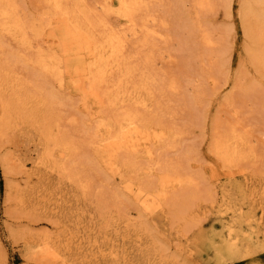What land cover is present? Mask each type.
Segmentation results:
<instances>
[{
    "label": "rangeland",
    "instance_id": "1",
    "mask_svg": "<svg viewBox=\"0 0 264 264\" xmlns=\"http://www.w3.org/2000/svg\"><path fill=\"white\" fill-rule=\"evenodd\" d=\"M14 1L24 18H42L41 0ZM212 3L201 12L195 0H145L142 14L154 18L148 28L155 34L148 43L146 32L127 43L125 64L136 68L129 90L144 78L153 92L147 100L152 108H139V114L152 131L178 134L162 149L152 147L157 162L151 164L158 163V176L187 173L193 182L170 192L165 207L141 196L159 187V177L141 181L135 173L113 172L89 148V134L110 110L100 114L86 84L77 90L74 65L63 80L45 78L16 57L15 43L0 38L5 69L32 96L46 100L48 127L74 149L68 158V149L47 147L44 128L25 118L0 129V264H264V229L258 226L264 214V65L257 57L254 21L244 12L253 2ZM111 17L122 30L123 23ZM57 28L44 39L48 44L40 38L35 46L70 59L77 43ZM202 35L213 44L204 45ZM4 99L0 95V120ZM233 127L251 138L253 156L230 170L214 144ZM47 151L53 157L43 166ZM137 160L143 168L150 165L145 157ZM111 250L115 258L107 256Z\"/></svg>",
    "mask_w": 264,
    "mask_h": 264
},
{
    "label": "bare ground",
    "instance_id": "2",
    "mask_svg": "<svg viewBox=\"0 0 264 264\" xmlns=\"http://www.w3.org/2000/svg\"><path fill=\"white\" fill-rule=\"evenodd\" d=\"M41 1L43 4L41 8L43 10L42 18L30 20L24 18L23 14V16L20 15L14 0H0V38H8L12 43H15L18 54L16 57L22 58L26 64H31L39 69L45 78L63 80L64 74L68 73L67 68H69L70 63L74 65V83H81L77 90L86 84V91L100 103V114L110 110L106 112L105 117L98 124V130L89 134V148L101 155V158L109 166L107 167L113 172L116 171L119 174L135 173L134 175L139 176L141 181L142 176L145 177V181L159 177L161 181L159 187L153 191L150 190L151 195L144 194L141 196L145 203H158L165 207V201L168 200L167 197L170 192L177 187L190 186L193 182L187 173L179 175L175 179L156 174L159 166L158 163L151 164L155 160L152 147L159 146L162 149L168 141H174L178 134L175 131L169 134L163 132L164 130L161 132L152 131L146 118L139 114V108L145 111L152 108V104L147 100L152 101L149 98H152L150 96L153 92H150L148 82L144 78L140 83L135 84L134 82L133 91L129 90L130 79L136 68H131L132 66L129 67L130 65L125 64L127 43L142 32H146L145 40L148 43L155 34V31H150L148 28L149 23L153 22L154 18L152 15L142 14L147 9L144 8L145 0H95L93 3L88 0ZM252 2L253 4L250 6L244 5V12L246 10L248 14L245 13V15L254 21L253 33L258 39V43L255 41V45L257 47L259 44L260 48L258 56L257 54L254 56H257L259 58L257 59L264 65V0H252ZM212 5V0H195L196 9L198 8L201 12L211 9ZM111 16H115L123 23L124 28L122 30L120 28L121 31L113 26L114 23H110L109 18ZM58 25H61L69 37H72L77 43L75 55H72L70 59H63L61 56L53 57L42 50V45L48 44V41L45 42L44 39L49 37L52 31H57ZM38 39L43 40V44L35 46L34 42ZM202 42L206 46L213 44L212 39L207 35H202ZM253 50L258 53L256 48ZM66 52L69 51L66 50ZM130 54L128 55L130 56ZM27 57H31V60H27ZM127 60V62L131 60L130 63H132L131 58L130 60L127 58ZM152 62L154 63V61ZM153 63L152 67L155 65ZM145 67L147 66L145 65ZM5 68L9 67L0 61V95L5 97L6 111L5 117L0 120V129H11L14 122L25 118L34 122L36 127L44 128L42 136L47 147L52 143L61 151L68 149V158L73 156L70 152H73L74 149L67 144L66 140L57 138L47 125L50 114L46 110V100L34 94L32 96L26 87L27 85L22 83L15 74H9ZM144 69L142 70L145 71ZM114 76H117L115 81L112 80ZM170 88H175L173 82H171ZM145 91L149 96L146 97V100L143 99ZM35 97L40 98V100H36ZM214 145L215 154L230 170L239 160H248L250 156H253L251 138L243 136L235 127L225 129ZM46 153H48L47 156L40 160V164L43 166L49 158L53 157L51 151ZM142 156L145 157L147 163H150L145 168L142 167L141 160H137L144 158ZM59 170L63 171L64 168L60 167ZM258 226L260 229H264V214L260 217ZM108 253L110 254L107 256L112 258L117 255L114 250ZM50 254L48 253V255ZM103 256L106 257V255Z\"/></svg>",
    "mask_w": 264,
    "mask_h": 264
}]
</instances>
